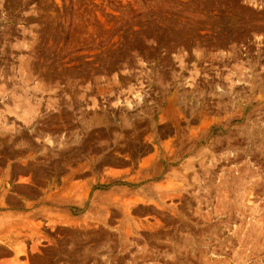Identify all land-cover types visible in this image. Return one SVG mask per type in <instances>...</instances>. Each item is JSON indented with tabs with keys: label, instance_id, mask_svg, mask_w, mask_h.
Masks as SVG:
<instances>
[{
	"label": "rangeland",
	"instance_id": "obj_1",
	"mask_svg": "<svg viewBox=\"0 0 264 264\" xmlns=\"http://www.w3.org/2000/svg\"><path fill=\"white\" fill-rule=\"evenodd\" d=\"M0 264H264V0H0Z\"/></svg>",
	"mask_w": 264,
	"mask_h": 264
}]
</instances>
